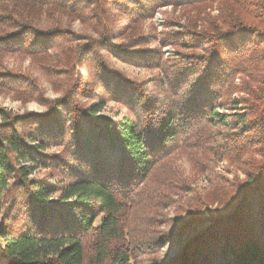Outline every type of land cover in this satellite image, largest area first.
I'll list each match as a JSON object with an SVG mask.
<instances>
[{"label": "trees", "instance_id": "16d2710c", "mask_svg": "<svg viewBox=\"0 0 264 264\" xmlns=\"http://www.w3.org/2000/svg\"><path fill=\"white\" fill-rule=\"evenodd\" d=\"M174 1L196 2L0 0V24L15 29L14 34L0 32V47L53 52L57 68L69 74L65 98L52 99L46 111L33 114L39 118L27 135L17 125H32V113L11 116L0 110L5 118L0 125V264H140L135 248L143 246L154 253L165 248L160 262L150 264H264V0H212L234 2V10L222 24L214 20L199 30L192 23L184 32L164 36L165 44L179 48L166 70L160 51L149 47L150 38L139 28L159 5ZM30 4L68 9L85 29H69L59 20L40 30L26 12ZM134 27L136 38L128 35H135ZM103 48L127 62L160 63L163 75L128 77L109 63ZM77 66L87 70L88 80ZM19 78L10 76L9 85ZM236 90L247 96L231 98ZM108 93L125 101L133 115H100ZM62 105L71 106L70 131ZM223 108L231 111L222 113ZM66 132L69 158L43 156L49 143L62 144ZM193 142L214 145L221 156L247 153L245 178L217 185L223 188L218 197L198 195L166 236L131 232L145 212L137 205L143 196L133 195L136 185L152 181L161 164H172ZM43 167L55 169L51 178L60 177L53 182L32 177ZM156 197L150 191V205ZM214 202L216 210L207 212Z\"/></svg>", "mask_w": 264, "mask_h": 264}, {"label": "rangeland", "instance_id": "374dc122", "mask_svg": "<svg viewBox=\"0 0 264 264\" xmlns=\"http://www.w3.org/2000/svg\"><path fill=\"white\" fill-rule=\"evenodd\" d=\"M232 3L230 1L220 3L212 0H196V2H186V4L178 1L165 3L156 8V12L152 17L145 18L139 29L145 34L144 38H150L149 47L160 51L162 64L167 70V68L175 63L179 48L174 44H165L164 36L171 32H184L192 23H197L199 30L204 25L208 26L214 20L222 24L225 20L227 21L229 13L234 10ZM26 12H28L30 19L39 22L40 30L50 25H56L59 20L67 22L69 29L79 31L85 29V23H83L81 18H75L74 14L68 9L55 11L54 6L30 4L26 8ZM3 31L8 32V34L10 32L12 34L15 33L14 28H7L0 24V32ZM133 32L135 35L132 33L128 35L136 38L138 36L136 27H134ZM122 40V38H117L116 42L120 43ZM31 53L32 50L28 52L25 50L5 52L0 47V110H4L11 116H31L32 113V116L29 118L32 125L29 123L26 124L27 126L22 125V123L17 125L18 129L23 130L24 135H27L26 132L32 130L30 126L35 125L36 120L38 121V115H34L46 111L50 100L65 98L66 92L64 86H66V79L69 77L67 71L57 68L59 63L53 52L49 56L35 52V54ZM102 53L112 66L123 71L128 77L149 79L152 76L163 75L164 70L163 67L159 66L160 63L152 67L137 62H127L125 59L123 60L115 55L108 48H103ZM76 69L77 72L79 71V75L84 76L87 80L89 79L86 76L87 70L80 69L79 66ZM14 74H19L20 78L19 81L13 83L15 86L11 87L8 80ZM28 78L34 86L27 81ZM241 79L242 76L237 75L235 82L238 86L241 85ZM151 86L154 87L153 85ZM109 94L107 95L110 99L107 100L106 106L100 115L111 118H122L125 115H133L125 101L112 98ZM245 96H247L246 91L236 90L233 92L231 98L240 100V98ZM88 102H85V104H88ZM70 108V105L66 107L62 105L61 109L65 116L64 121L67 131H70L69 119L67 120ZM222 111L227 114L231 109L225 110L223 108ZM46 120L52 126L50 118ZM4 121L5 118L0 112V125ZM47 125L49 124L47 123L44 126ZM218 130L224 132L225 128L217 127L216 132L219 133ZM70 137V134L66 132L62 144H58V142L49 143V148L43 151V156H57V158L58 156L60 158L65 156L69 158V155L72 154L68 143ZM217 137L219 138L218 135ZM29 142L30 146H34L36 143ZM198 144L193 142L191 147L177 152L176 156H174L176 160L172 164L168 160L164 164H161L158 171L155 170L150 178L152 181L147 180L145 183H138L136 185L135 188L138 190H133V195L135 197L138 195L143 196V202L136 204L145 212L140 211V219L144 220L141 223L132 225L131 232H139L140 235L144 234V238L152 236L156 238L160 233L166 236L169 227L173 226L177 220L181 221L184 219L190 209L188 207L194 205V200L199 198L198 195L208 196V198L218 197L221 195L223 188L218 189L217 185L227 184V182L230 184L236 176L240 179L245 178L244 168L246 166L244 162H247L249 158L247 153H243L240 156L235 152L230 154L225 152V156H221L215 154L214 145L212 147L206 145V148H202ZM59 164L60 162H58L55 168H58ZM55 173L54 168L43 167L38 168L32 174V177L42 178L48 176V179L53 182L60 177L57 173L55 178H51L49 174ZM146 191H148V194L145 193ZM150 191L157 192V197L151 205L149 203ZM217 205V202L211 203L207 212L216 210ZM148 221L151 223L150 227ZM96 224H101V219H98ZM147 248L149 249L151 246L135 248V257L139 263L150 264L152 262H160L159 259L162 258L165 248L155 253L153 252V248L151 250H147Z\"/></svg>", "mask_w": 264, "mask_h": 264}, {"label": "built area", "instance_id": "2783aa9c", "mask_svg": "<svg viewBox=\"0 0 264 264\" xmlns=\"http://www.w3.org/2000/svg\"><path fill=\"white\" fill-rule=\"evenodd\" d=\"M222 113H224L222 110H220Z\"/></svg>", "mask_w": 264, "mask_h": 264}]
</instances>
